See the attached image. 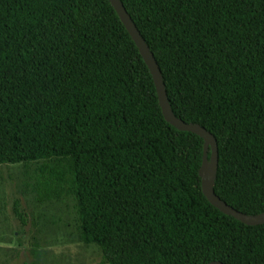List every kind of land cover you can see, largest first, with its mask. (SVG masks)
Returning <instances> with one entry per match:
<instances>
[{"label": "trees", "instance_id": "16d2710c", "mask_svg": "<svg viewBox=\"0 0 264 264\" xmlns=\"http://www.w3.org/2000/svg\"><path fill=\"white\" fill-rule=\"evenodd\" d=\"M171 110L217 141L214 193L264 212V0H120ZM203 139L168 123L109 0H0V165L47 163L105 264H264V223L206 198Z\"/></svg>", "mask_w": 264, "mask_h": 264}, {"label": "rangeland", "instance_id": "374dc122", "mask_svg": "<svg viewBox=\"0 0 264 264\" xmlns=\"http://www.w3.org/2000/svg\"><path fill=\"white\" fill-rule=\"evenodd\" d=\"M42 160L0 165V264H105L84 240L71 196L39 203Z\"/></svg>", "mask_w": 264, "mask_h": 264}, {"label": "water", "instance_id": "95a60500", "mask_svg": "<svg viewBox=\"0 0 264 264\" xmlns=\"http://www.w3.org/2000/svg\"><path fill=\"white\" fill-rule=\"evenodd\" d=\"M111 5L117 12L120 20L124 24L126 30L137 46L140 55L142 56L145 64L147 65L150 74L152 76L155 90L157 93L158 102L165 120L173 125L175 128L183 131H190L203 139V154L202 162L199 168V176L201 178L202 192L209 200V202L218 208L222 213L231 215L236 220L242 222L245 225H257L264 223V212L258 214H245L222 201L213 190L214 181L216 177L217 165H218V148L215 137L198 123H186L180 118L176 117L171 110L169 101L166 96V91L162 81L161 71L159 66L146 45L144 39L136 29L130 16L125 10L120 0H109ZM207 264H223L220 261H211Z\"/></svg>", "mask_w": 264, "mask_h": 264}]
</instances>
